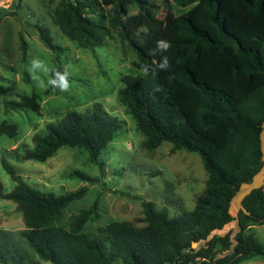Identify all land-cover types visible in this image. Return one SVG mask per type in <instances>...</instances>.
Returning <instances> with one entry per match:
<instances>
[{
  "label": "trees",
  "instance_id": "16d2710c",
  "mask_svg": "<svg viewBox=\"0 0 264 264\" xmlns=\"http://www.w3.org/2000/svg\"><path fill=\"white\" fill-rule=\"evenodd\" d=\"M22 1L17 0L16 10ZM169 1L189 10L160 19L148 0H61L52 18L82 49L101 48L121 27L142 68L159 63V55H150L157 40L171 42L163 54L169 57L171 68L157 69L154 75L151 70L147 76L123 75L119 97L145 135L148 151L168 142L175 151L184 149L201 157L208 173L206 187L191 211L170 217L148 201L143 203V218L137 220L143 226L113 221L91 235L84 227L93 208L72 216L67 227L59 225L63 211L82 199L87 187L62 195L43 193L3 158L15 187L6 193L0 181V199L18 205L28 229L24 233L27 243L46 262L114 264L121 259L123 264H246L264 254L255 234L247 233L250 227L264 225V189L254 190L243 201L248 214L230 213L241 185L251 182L263 165L264 0ZM131 3L138 5L140 13L124 20ZM109 7L115 8V14L108 19L104 10ZM16 10L1 9L0 24L6 17L17 16ZM38 29L48 49L63 50L48 28ZM20 37L26 55L28 43ZM157 85L163 91L154 92ZM10 90L0 84V93ZM121 129L122 122L100 105L84 112L70 111L49 123L45 134L35 135L36 148L26 149L19 158L46 162L68 146L86 149L100 165L102 152ZM17 131L15 124H0V135L13 138ZM73 176L90 181L82 172ZM237 220L240 230L236 234L232 230L216 233ZM18 254L10 235L0 231V264H18Z\"/></svg>",
  "mask_w": 264,
  "mask_h": 264
},
{
  "label": "rangeland",
  "instance_id": "374dc122",
  "mask_svg": "<svg viewBox=\"0 0 264 264\" xmlns=\"http://www.w3.org/2000/svg\"><path fill=\"white\" fill-rule=\"evenodd\" d=\"M60 1L23 0L16 10L17 0H0V10L17 11V16L6 17L0 24V84L11 88L6 94L0 93V124L7 122L18 127L13 138L0 135V181L5 192H11L15 182L3 166V158L30 186L43 193L62 195L87 187L86 195L63 211L59 225L67 227L72 216L93 208L94 213L84 227L91 235L113 221L143 226L137 220L143 218V203L148 201L170 217L193 210L208 180L201 157L184 149L175 151L168 142L148 151L144 147L145 135L120 101L121 77L144 75L136 52L122 36V28L114 30V38L107 39L101 48L82 49L61 32L52 18ZM148 1L155 6L160 19L189 10L169 0ZM127 8L124 20L135 19L140 13L136 3ZM104 14L111 18L115 8H106ZM38 26L48 28L54 43L63 50L48 49L40 39ZM21 34L28 43L26 55ZM35 57L44 60L49 69L64 70L67 66L71 73L69 91L49 90L47 80L51 72L37 73L43 84L33 79L29 69ZM94 105H100L122 122L121 131L99 158L102 164L94 163L86 149L68 146L60 148L46 162L19 158L26 149L36 148L34 136L45 134L49 123L59 121L70 111L84 112ZM76 172L84 173L90 181L73 176ZM238 210L235 206V215ZM230 230L233 234L240 230L238 221L216 233L223 235ZM0 231L8 233L15 242L18 264H51L29 247L23 213L12 201L0 199ZM247 233L255 234L264 247V225L250 227ZM114 264L123 263L117 259ZM246 264H264V254Z\"/></svg>",
  "mask_w": 264,
  "mask_h": 264
},
{
  "label": "clouds",
  "instance_id": "9594fccd",
  "mask_svg": "<svg viewBox=\"0 0 264 264\" xmlns=\"http://www.w3.org/2000/svg\"><path fill=\"white\" fill-rule=\"evenodd\" d=\"M171 48V42L167 41L165 39H159L155 43V47L150 50V55L152 56H160L159 63L155 68H149V66L145 65L143 66V74L147 76L149 74V71L153 73V75L156 73L157 69L160 71H168L171 68L170 60L167 55H163L164 53H167V51ZM30 73L33 75V79L40 81L41 84L44 82L40 80V76L37 75V73H43L44 75H48L49 72H52L53 74L49 76L47 80V84L52 86L54 89H59L62 92H67L70 89V71L68 70V67L66 66L64 71L61 72L59 70H53L49 69L46 62L39 57H35L31 61ZM154 92H161L163 91L162 87L157 85L153 89Z\"/></svg>",
  "mask_w": 264,
  "mask_h": 264
},
{
  "label": "water",
  "instance_id": "95a60500",
  "mask_svg": "<svg viewBox=\"0 0 264 264\" xmlns=\"http://www.w3.org/2000/svg\"><path fill=\"white\" fill-rule=\"evenodd\" d=\"M260 141H261V152H262L263 165H262L260 171L254 176V178L251 182H245L241 185V187L237 193V196L234 199V206L230 211L232 216L237 215V214L235 215V211H234L235 206H237L238 209L242 210L245 214H248L247 209L243 205V201L254 190L264 189V121L262 123V131H261V135H260ZM238 220H239V217H238ZM196 245H197L196 243L193 244L194 247H196Z\"/></svg>",
  "mask_w": 264,
  "mask_h": 264
}]
</instances>
